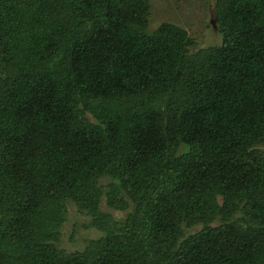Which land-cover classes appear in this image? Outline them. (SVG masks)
I'll use <instances>...</instances> for the list:
<instances>
[{
	"label": "trees",
	"instance_id": "16d2710c",
	"mask_svg": "<svg viewBox=\"0 0 264 264\" xmlns=\"http://www.w3.org/2000/svg\"><path fill=\"white\" fill-rule=\"evenodd\" d=\"M152 7L0 0V264H264V0H216L196 53Z\"/></svg>",
	"mask_w": 264,
	"mask_h": 264
},
{
	"label": "rangeland",
	"instance_id": "374dc122",
	"mask_svg": "<svg viewBox=\"0 0 264 264\" xmlns=\"http://www.w3.org/2000/svg\"><path fill=\"white\" fill-rule=\"evenodd\" d=\"M215 3L216 0H153L154 7H152L149 18V32L156 31L164 23H172L185 30L193 40L195 46L192 47L191 53L219 47L222 45L223 37L214 14ZM109 182L105 178L99 184L107 186ZM130 207L133 209L132 205ZM67 209V219L61 229L62 240L58 246L71 254L84 252L91 241L99 240L102 235L89 227L91 218L81 213L74 203H68ZM102 210H108L105 203L102 204ZM113 214L118 219L126 218V214L122 212ZM235 220L243 226L240 218ZM201 227L198 224L189 229L185 228L184 231L192 235L201 231Z\"/></svg>",
	"mask_w": 264,
	"mask_h": 264
}]
</instances>
